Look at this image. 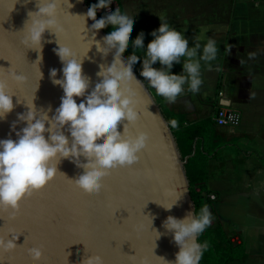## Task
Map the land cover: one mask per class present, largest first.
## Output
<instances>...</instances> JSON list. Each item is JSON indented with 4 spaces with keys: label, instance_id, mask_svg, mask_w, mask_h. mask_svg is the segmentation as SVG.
<instances>
[{
    "label": "clouds",
    "instance_id": "9594fccd",
    "mask_svg": "<svg viewBox=\"0 0 264 264\" xmlns=\"http://www.w3.org/2000/svg\"><path fill=\"white\" fill-rule=\"evenodd\" d=\"M110 3L112 6L97 16V11ZM60 5L61 0H36V10L29 11L22 28L21 44L38 52L43 47L45 31L55 33L58 47L53 51L62 62L61 76L58 77V69L52 67L49 77L53 84L62 88L63 95L51 116L48 114L50 107L45 110L38 109L34 103L27 105V110L18 112L17 119L10 125L15 138L11 135L0 138V209L9 210L13 218L19 212L22 199L55 177L61 158L71 159L80 167L69 179L71 183L93 194L101 191L102 180L112 169L139 161L149 134L144 130L131 134L128 130V126L139 117L134 91L128 85L130 80L137 79L133 72L137 61L141 63L140 76L147 80L155 93L168 102H175L185 87L192 92L200 90L203 83L201 61L209 62L217 56L215 37H207L203 44L200 38H196L190 46L188 37L164 18H159L158 27L150 31L152 39L146 45L143 30L130 41L134 15L113 4L112 0H96L89 4L86 12L77 15L83 18L84 24L86 18L92 20L88 31H92L93 36L96 34L93 30L110 25L94 44L101 55L110 49L111 56L106 63L97 65L95 79L90 84L89 77L82 70V59L73 48L57 39L58 34L65 31L58 18ZM127 47L133 50L125 55L123 49ZM137 50L142 55H138ZM157 61L160 66L154 67ZM174 62L182 63L180 73L171 71ZM9 75L17 83L27 79L15 70ZM13 95L6 79L0 77V119L15 107ZM125 120L123 131H119L118 124ZM21 122H24L23 126L17 128ZM177 123L175 118L170 120L173 127ZM176 200L160 204L167 210ZM212 220L213 214L206 203L198 211L192 208L183 217L167 215L161 222L164 232L155 231L157 237L171 233L178 251L174 253V260L162 257L165 264H200L208 242L198 237ZM20 234L11 231L0 234V255L15 251ZM26 251L32 264L41 260L40 246L28 247ZM84 252L79 264H105L98 252H87L85 248Z\"/></svg>",
    "mask_w": 264,
    "mask_h": 264
},
{
    "label": "water",
    "instance_id": "95a60500",
    "mask_svg": "<svg viewBox=\"0 0 264 264\" xmlns=\"http://www.w3.org/2000/svg\"><path fill=\"white\" fill-rule=\"evenodd\" d=\"M61 5L58 18L65 31L57 39L73 48L82 59L83 73L91 84L97 65L106 63L111 56L110 49L101 55L94 44L104 30H93L96 33L93 36L88 31L92 20L86 18L84 24L77 15L87 11L86 0H61ZM36 7V0H0V77L6 79L15 105L0 119V138L8 135L15 138L10 125L18 112L27 110V105L34 103L45 110L50 107L51 116L63 95L62 88L49 77L52 67L61 76L62 62L53 51L58 47L55 33L45 31L39 52L20 42L28 13ZM13 70L24 74L26 81L17 83L11 79L9 73ZM133 72L138 80L132 79L128 85L134 91L139 117L128 130L131 134L138 130L149 134L139 161L112 169L103 178L101 191L93 194L71 183L69 179L80 167L71 159L61 158L57 164L59 172L40 190L20 201L14 218L9 210L0 209V234L12 229L21 233L15 251L0 255V264H32L26 251L31 246L42 248L37 264H79L84 248L87 252H98L105 264H165L163 258L175 259L178 246L171 233L157 237L155 229L163 233L161 222L167 215L183 217L195 209L185 168L188 156L182 157L155 96L134 67ZM126 122L118 124L119 131H123ZM175 200L171 209L166 210L160 204Z\"/></svg>",
    "mask_w": 264,
    "mask_h": 264
},
{
    "label": "crops",
    "instance_id": "0c3cea01",
    "mask_svg": "<svg viewBox=\"0 0 264 264\" xmlns=\"http://www.w3.org/2000/svg\"><path fill=\"white\" fill-rule=\"evenodd\" d=\"M117 1L123 9L130 6L147 43L159 18L187 36L190 46L196 38L203 44L215 37L217 56L201 61L200 90L185 87L175 102L165 99V104L188 122L212 120L207 187L223 226L246 248L232 264H264V0ZM188 9L200 13L190 18ZM171 71L180 73L182 63L174 62ZM219 107L237 110L240 124L215 123L212 115Z\"/></svg>",
    "mask_w": 264,
    "mask_h": 264
},
{
    "label": "trees",
    "instance_id": "16d2710c",
    "mask_svg": "<svg viewBox=\"0 0 264 264\" xmlns=\"http://www.w3.org/2000/svg\"><path fill=\"white\" fill-rule=\"evenodd\" d=\"M86 2L89 6L90 3H95L96 0H86ZM109 26V24H105L101 29L105 31ZM140 30H143L142 26L134 21L129 40L131 41ZM144 43H147L146 35ZM132 50L131 47H127L123 49V52L127 55ZM137 54L142 55V52L137 50ZM140 68L141 63L137 61L134 69L139 76ZM140 77L149 87L147 80H144L142 76ZM152 93L175 135L182 157L188 156L185 168L190 182V193L195 204V210L198 211L200 206L206 203L213 214L212 223L198 237L199 240L208 242V247L204 251L200 264H232L234 260L245 255L246 248L243 240L239 243L234 242L232 239L233 233L223 226L217 214L215 201L210 197L211 192L207 187L208 164L213 155V150L207 144L208 136L212 132V120L188 122L182 113L171 110L165 104V98L154 92ZM172 118H175L178 122L175 127L170 124Z\"/></svg>",
    "mask_w": 264,
    "mask_h": 264
},
{
    "label": "built area",
    "instance_id": "2783aa9c",
    "mask_svg": "<svg viewBox=\"0 0 264 264\" xmlns=\"http://www.w3.org/2000/svg\"><path fill=\"white\" fill-rule=\"evenodd\" d=\"M113 4H118L117 0H112ZM111 3L109 5H106L105 8H101L98 10L99 16L103 14V12L106 10V8L111 7ZM212 119L215 123L219 125H229L236 127L241 122V114L229 107H219L216 112L212 115ZM210 197L213 199L214 195L210 194Z\"/></svg>",
    "mask_w": 264,
    "mask_h": 264
},
{
    "label": "rangeland",
    "instance_id": "374dc122",
    "mask_svg": "<svg viewBox=\"0 0 264 264\" xmlns=\"http://www.w3.org/2000/svg\"><path fill=\"white\" fill-rule=\"evenodd\" d=\"M130 6H128L127 7V11H129L130 13L132 12V10H131V8H129ZM202 12V11H201ZM187 13H188V17H193V16H195L196 14H198V13H200L198 10H196V9H191V10H187ZM97 16H99L98 15V11H97Z\"/></svg>",
    "mask_w": 264,
    "mask_h": 264
},
{
    "label": "snow or ice",
    "instance_id": "6c2138e0",
    "mask_svg": "<svg viewBox=\"0 0 264 264\" xmlns=\"http://www.w3.org/2000/svg\"><path fill=\"white\" fill-rule=\"evenodd\" d=\"M60 7H62V5H60ZM11 232H13V233H20V232H18L17 230H15V229H12V230H10Z\"/></svg>",
    "mask_w": 264,
    "mask_h": 264
}]
</instances>
